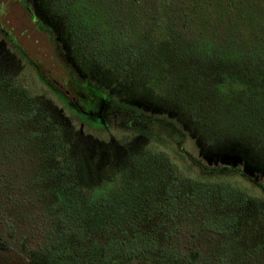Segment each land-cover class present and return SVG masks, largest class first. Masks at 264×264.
Here are the masks:
<instances>
[{
    "label": "rangeland",
    "instance_id": "1",
    "mask_svg": "<svg viewBox=\"0 0 264 264\" xmlns=\"http://www.w3.org/2000/svg\"><path fill=\"white\" fill-rule=\"evenodd\" d=\"M129 7H118L122 18ZM232 32L207 27L193 47L188 38L153 46L119 74L79 63L50 5L0 0V264H31L25 249L44 248L57 217L104 244V264H191L196 251L194 264H264V190L244 177L264 185V84L248 91L236 82L250 80L233 73L264 54L243 59L251 38L239 25ZM226 38L237 43L230 54ZM68 68L100 92L101 116L65 101L60 84L76 87ZM111 101L169 128L107 115ZM54 125H63L65 153L48 143ZM181 180L196 185L193 197L169 191ZM215 181L235 191L224 197Z\"/></svg>",
    "mask_w": 264,
    "mask_h": 264
},
{
    "label": "trees",
    "instance_id": "2",
    "mask_svg": "<svg viewBox=\"0 0 264 264\" xmlns=\"http://www.w3.org/2000/svg\"><path fill=\"white\" fill-rule=\"evenodd\" d=\"M38 3L51 6L71 42L70 50L73 56L84 67H88L87 60L84 59H90L91 63L103 62L108 68L120 74L122 70L133 69L142 61L144 54H152L153 46H155L154 49H158L159 45L165 42L180 45L188 38L189 47H193L198 42H192V39L207 27H215L220 31L224 29L228 37L233 33V26L239 25L245 32L243 36L247 39L251 38L249 42L243 41V46L247 50L238 49L242 58L248 59L249 55L246 54H264V47H262L264 43V0H38ZM122 3L130 6V9L123 11V18L118 13V7ZM95 4L107 6L100 9ZM94 17L101 19L103 24L90 25L87 18L92 21ZM114 22H117V26L113 25ZM117 27H121L122 30L117 31ZM236 44L233 39L226 38L221 43L222 50L230 54ZM256 58L250 63L251 65L238 66V70L242 72L232 71L250 80L249 82H236V85L244 83L245 87L249 88L248 91L252 84H264V56H256ZM69 79V84L72 83L76 87L70 86L67 89L76 98L70 97L65 91H61V94L70 106L81 116L86 117L82 110H96L98 106L92 95L97 93L100 96L101 94L94 86L83 84L73 74ZM119 106L123 114L138 112L133 106L121 103ZM43 115H46L45 112ZM46 117L48 125H53L50 117ZM151 123L165 125L169 128L167 121L151 120ZM62 126L54 125L55 133L48 138V143H52L54 148L60 150V154L68 150ZM146 134L149 133L146 132ZM221 170L222 168L214 171L217 173ZM128 177L136 179L135 174ZM244 177L264 190V185L260 182L248 175ZM219 183L215 181L211 184L217 188L222 187L221 194L225 195L224 197L235 191L232 187L229 188L232 190H226L225 186ZM195 186L191 181L181 180L171 182L168 189L173 194L193 197L196 192ZM53 225L56 232L49 238L44 248L25 249L31 264H52L53 261L67 256L84 264H104L107 261L106 246L98 240H90L81 228L70 227L67 220L61 217L55 218ZM7 249L8 244L0 241V250ZM191 255L193 261L188 262L194 264L198 252H193Z\"/></svg>",
    "mask_w": 264,
    "mask_h": 264
},
{
    "label": "flooded vegetation",
    "instance_id": "3",
    "mask_svg": "<svg viewBox=\"0 0 264 264\" xmlns=\"http://www.w3.org/2000/svg\"><path fill=\"white\" fill-rule=\"evenodd\" d=\"M64 48V47H63ZM63 51H64V49L62 50V53H63ZM67 72H68V78H70L71 77V75L73 74L72 73V69H70L69 68V71L67 70ZM70 75V76H69ZM74 75V74H73ZM75 76V75H74ZM77 79H78V77L77 76H75ZM87 84V83H86ZM61 86H62V88H65V92H67V94L70 96V97H73V98H76V97H74V96H72V94L70 93V91H69V89H67L68 88V86L67 87H65V85L64 84H60ZM64 85V86H63ZM91 86H93L92 84H91ZM70 87V86H69ZM60 92H61V90H60ZM62 93V92H61ZM63 96V95H62ZM92 96H94V99H95V101H96V105L98 106L99 104H101L100 103V96H99V94H97V93H94ZM74 100V99H73ZM67 102V101H66ZM68 104H69V102H67ZM70 105V104H69ZM109 105H110V107H109V109H108V111L106 112V114L107 115H111V114H113V113H121V114H123L122 112H121V109H120V106H119V103L118 102H116V101H111V103H109ZM70 107H72V106H70ZM99 107V106H98ZM98 107H97V109L96 110H86V109H84V110H82V112L86 115V116H94V115H102L101 113H99L101 110H99L98 109ZM73 108V107H72ZM103 108H104V105H103ZM74 109V108H73ZM75 110V109H74ZM104 110V109H103ZM137 111L139 112H133V113H129V114H131V116H132V118L133 119H136L137 121H143V122H147L148 120H151V119H148V118H146V117H144L143 116V113L142 112H140L139 111V109H137ZM128 114V113H127ZM126 114V115H127ZM134 114V115H133ZM137 116H138V118H137Z\"/></svg>",
    "mask_w": 264,
    "mask_h": 264
}]
</instances>
